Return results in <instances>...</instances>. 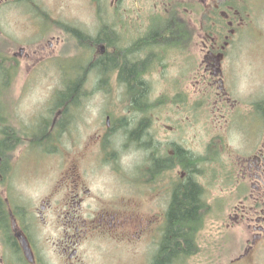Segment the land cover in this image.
Wrapping results in <instances>:
<instances>
[{"label": "flooded vegetation", "instance_id": "af4514ba", "mask_svg": "<svg viewBox=\"0 0 264 264\" xmlns=\"http://www.w3.org/2000/svg\"><path fill=\"white\" fill-rule=\"evenodd\" d=\"M256 1L111 0L102 10L93 0L92 35L26 1L33 20L24 38L36 47L20 41L3 56L8 76L1 93L22 64L35 58L47 67L50 55H40L69 41L73 51L59 48L56 61L113 60L100 87L118 90L123 107L122 114L105 116L84 144L80 101L53 106L51 100L25 122L16 106L0 102V264H89L85 244L98 240L146 242L162 251L170 208L190 184L200 187L204 224L212 215L224 218L226 209L221 228L245 230L246 249L264 239V89L233 96L227 77L237 67L226 61L240 35L254 29ZM86 37L97 44L81 57L78 42ZM56 66L64 81L67 74ZM134 67L139 79L120 81V70ZM160 83L173 91L165 85L159 91ZM219 178L229 208L214 209L211 190ZM195 227L190 248L172 264L196 255L204 225Z\"/></svg>", "mask_w": 264, "mask_h": 264}, {"label": "rangeland", "instance_id": "374dc122", "mask_svg": "<svg viewBox=\"0 0 264 264\" xmlns=\"http://www.w3.org/2000/svg\"><path fill=\"white\" fill-rule=\"evenodd\" d=\"M28 0H3L0 2V97L1 100L9 101L13 107L21 114L22 121L25 122L30 116L44 110L45 103L51 105V100L54 106L56 92L61 91V86L64 81L72 77L76 72L74 68L77 62L84 61L74 56H60L58 62L59 48L66 47V51L71 49L72 43L66 41L64 44H53V49H48L44 54L50 55L45 62L47 67H44L43 60L38 62L34 58L33 64H22L19 68V73L14 76L6 85H9L7 93H1L2 74V58L9 57L17 50L18 43H25L27 49H34L36 41L26 43L24 36L31 30L27 24L29 20H33L30 16L32 12L31 4H27ZM35 4L40 3L44 6L48 13H53L54 18L67 21V23L81 27L88 34H94V26L96 24L95 5L92 0H33ZM111 0H100L102 10L110 4ZM26 4L28 6H26ZM29 8V9H28ZM105 12V11H104ZM255 27L248 28L240 35L239 41L235 45V49L229 51V60L227 63L234 68L237 73L234 76L227 77V85L233 96L243 94L245 90H254L255 92L264 89V0H257L253 7V18ZM109 20V19H108ZM200 45L197 46V51ZM30 51V50H29ZM71 51V52H72ZM78 56L86 57L87 54L77 52ZM91 55V54H89ZM45 60V59H44ZM87 61V60H86ZM85 61V62H86ZM234 61V62H233ZM61 65L63 72L66 73L65 80L58 71ZM93 69V68H92ZM90 69V73L86 75L83 81L84 95L80 96V104L82 105L81 112L77 116L83 118V125L77 131L79 132V142L84 144L91 138L93 133H96L99 123L104 122L105 116L112 111L118 109L122 114L123 104L120 100V92H107L100 86L109 77L93 76L94 71ZM33 71V72H32ZM76 75V74H75ZM110 79V78H109ZM167 83L173 81V75L166 78ZM114 84V78H111ZM166 83H160L157 87L161 91L163 85L168 86L170 92L173 90ZM59 90V91H57ZM6 105V104H5ZM52 106V107H53ZM30 111V112H28ZM31 113V114H30ZM28 122V121H26ZM235 137H233V141ZM77 148V147H73ZM85 149V146H84ZM138 159V157L136 156ZM135 157H132V162ZM23 166V159L20 162ZM31 168V166H29ZM95 172V170L93 171ZM96 175V181L100 180L99 173ZM211 194L215 197L213 206L221 207L228 206L227 192L222 190L220 178L214 182ZM230 205V204H229ZM229 208V207H227ZM226 209H224V218H216L211 216L207 218L203 230L199 238V251L190 259L185 260L182 264H264V239L259 241L256 247L246 249V233L245 230L239 227H231L229 229L223 227L224 222H227L225 217ZM98 240V239H96ZM115 247H114V246ZM111 244L109 242L98 240L95 243H86V249L89 252V264H149L150 256L155 250V245L146 242L133 244Z\"/></svg>", "mask_w": 264, "mask_h": 264}, {"label": "trees", "instance_id": "16d2710c", "mask_svg": "<svg viewBox=\"0 0 264 264\" xmlns=\"http://www.w3.org/2000/svg\"><path fill=\"white\" fill-rule=\"evenodd\" d=\"M86 38L87 39L83 42L79 41L78 46H82V48H84L83 52L86 54H92L94 46L96 47L97 43L89 37ZM77 63L78 64H76L74 68L76 69L75 72H78V74H74L72 77L64 81L67 88L63 91L57 92L54 98L55 100L59 102L67 101L69 104L77 105L80 96L85 94V92H83L84 89L81 87L83 86V81L86 78V75L90 73V69L93 68V76L97 78L100 76H106L104 71L114 63V61H110V59L106 58H104L103 61H93L92 57H90ZM2 74L3 76H8V72L5 71L4 68H2ZM119 79L120 81L129 84L133 81H137L139 77L135 71V67L132 70L122 68L120 70ZM4 83L8 82L4 81ZM1 101L0 97V102ZM199 191L200 187L198 185L190 184L185 192L174 200L168 215V233L162 246V251L161 249L155 250L149 264H172L171 261L173 256L177 257L179 256V252L188 251L190 248L192 227L195 225L196 230L200 231L204 225V221L203 219H200L201 217L199 213L202 206L199 199ZM198 251L199 247L197 246L196 252ZM181 256H183V254Z\"/></svg>", "mask_w": 264, "mask_h": 264}]
</instances>
